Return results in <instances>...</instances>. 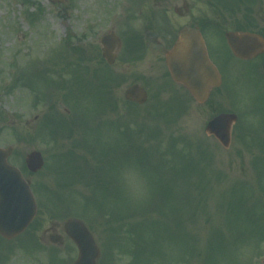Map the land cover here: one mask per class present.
<instances>
[{
  "label": "rangeland",
  "instance_id": "374dc122",
  "mask_svg": "<svg viewBox=\"0 0 264 264\" xmlns=\"http://www.w3.org/2000/svg\"><path fill=\"white\" fill-rule=\"evenodd\" d=\"M100 1L106 9L113 5L110 0H67L62 6L46 0H0V147L14 148L9 163L19 169L31 151H40L45 163L37 174L24 170L39 203L37 215L22 235L6 243L0 240V264L4 255L5 264H58L51 251L65 264H73L77 255L73 245L66 240L62 247L52 246L44 234L50 228L61 234L70 218L82 220L93 234L101 251L99 264H260L264 144L260 146L259 135L246 129L254 122L264 124L263 119L256 120L257 107L264 103L260 97L253 99L255 75L252 80L247 75L250 68L229 55L219 28L206 40L236 83L228 86L231 101L222 88L207 105H197L164 76L142 79L148 100L141 106L123 99V91L133 83L129 78L102 88L106 95L101 100L106 102L98 99V105L94 97L81 100L80 90L78 98L66 102L64 92L54 86L46 90L49 100L34 107V99L47 85L44 77L45 84L37 80L33 94L19 88L21 75L41 76L35 72L55 82L69 80L64 69L75 56L70 47L87 32V13L92 11L94 22L85 46H96L112 25L110 15L101 13ZM185 1L187 14L200 15L205 26L218 21L223 28H233L235 18L230 15L236 0ZM244 2L236 10L240 20L247 12ZM175 3L183 12V2L171 0L172 6ZM162 4L160 9L168 10V3ZM254 10L264 22V0ZM125 17L131 19L128 13ZM184 21L172 15L173 27ZM68 41L70 47L65 46ZM35 60L38 69L33 70ZM8 63L16 69L10 71ZM239 68L246 72L233 76L231 70ZM75 101H81L78 111ZM51 106L66 123L54 121L55 116L48 123L43 120ZM219 111L234 112L239 118L228 149L204 132ZM76 115L88 123L86 129L72 124ZM59 155L68 157L58 161ZM79 158L88 160L89 171ZM30 234L41 247L28 245Z\"/></svg>",
  "mask_w": 264,
  "mask_h": 264
},
{
  "label": "water",
  "instance_id": "95a60500",
  "mask_svg": "<svg viewBox=\"0 0 264 264\" xmlns=\"http://www.w3.org/2000/svg\"><path fill=\"white\" fill-rule=\"evenodd\" d=\"M53 4L65 0H49ZM227 39L236 56L251 58L263 52V44L259 39L248 34H228ZM168 66L176 82L182 83L190 92L202 100L210 85L218 84V76L206 57L204 45L198 34L183 30L172 55L168 57ZM125 98L143 103L146 99L144 91L132 86ZM235 121L231 115H221L209 122L206 130L213 134L224 147L229 143V125ZM12 150H0V235L11 239L22 233L33 220L36 205L28 185L20 173L6 162ZM26 164L31 172L41 169V155L33 152L26 157ZM65 233L79 248V257L75 264H96L99 251L91 234L80 221H68L64 226ZM51 241L60 242L59 237H51Z\"/></svg>",
  "mask_w": 264,
  "mask_h": 264
},
{
  "label": "flooded vegetation",
  "instance_id": "af4514ba",
  "mask_svg": "<svg viewBox=\"0 0 264 264\" xmlns=\"http://www.w3.org/2000/svg\"><path fill=\"white\" fill-rule=\"evenodd\" d=\"M169 1L140 0L139 3L136 1L133 6L129 5L131 6L129 8H136L139 5L146 6V12L143 13L139 9L134 11L132 18L137 21V25L133 30H125L116 34L121 44L120 46H113L111 55H114V58L110 60V63L102 57L94 58L93 62L89 64L91 70L89 75L106 77L115 81H123L125 76L129 79H150L165 76L167 74L166 54L177 39V32L173 33L167 30L166 33H163L161 28L160 31H157L154 7L157 5L156 3L161 5L162 2ZM86 18L87 27L90 28L93 24L92 11L91 15H87ZM199 22L198 19L195 26L189 27L199 30L204 39V33ZM207 51L210 60L219 70L218 65L210 57L208 47Z\"/></svg>",
  "mask_w": 264,
  "mask_h": 264
},
{
  "label": "trees",
  "instance_id": "16d2710c",
  "mask_svg": "<svg viewBox=\"0 0 264 264\" xmlns=\"http://www.w3.org/2000/svg\"><path fill=\"white\" fill-rule=\"evenodd\" d=\"M158 190H159V189H158ZM158 195H159V196H162V195H161V192H160Z\"/></svg>",
  "mask_w": 264,
  "mask_h": 264
}]
</instances>
